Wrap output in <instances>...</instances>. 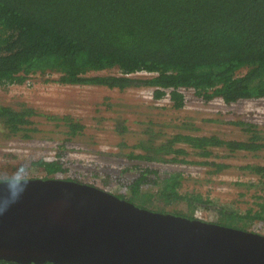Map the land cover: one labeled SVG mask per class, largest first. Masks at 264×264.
<instances>
[{
	"label": "trees",
	"instance_id": "obj_1",
	"mask_svg": "<svg viewBox=\"0 0 264 264\" xmlns=\"http://www.w3.org/2000/svg\"><path fill=\"white\" fill-rule=\"evenodd\" d=\"M107 70L117 71L101 74ZM138 72L148 75L132 76ZM31 76L120 91L145 86L152 88L154 101L167 95L175 109L184 106L188 90L204 102L264 98V0H0V86L22 84ZM33 114L26 105L0 104V131L6 136L24 132L29 137L27 133L36 130L31 127ZM63 120L68 136L85 128L69 116ZM234 123L244 126L247 140L187 133L192 124L186 121H161L158 127L150 119L146 139L138 140L124 156L146 164L134 162L124 164L120 172L93 174L101 175L104 185L117 184L121 190L115 195L137 206L148 209L156 204L159 212L168 213L161 203L183 202L188 211L173 214L195 218V209L208 201L198 191L181 193L182 172L151 163H193L215 175L228 168L216 161L223 155L217 151L264 149V136L253 124ZM169 124L180 129L171 132L166 129ZM70 140L64 138L59 147ZM63 156L58 152L56 159L34 161L43 174L34 178L67 172ZM240 168L249 177L232 184L244 188L240 195L248 194L253 204L240 213L237 207L220 205L216 223L246 229L260 222L264 228V165L246 163ZM64 179L80 182L77 172ZM0 264L20 263L0 259Z\"/></svg>",
	"mask_w": 264,
	"mask_h": 264
},
{
	"label": "rangeland",
	"instance_id": "obj_2",
	"mask_svg": "<svg viewBox=\"0 0 264 264\" xmlns=\"http://www.w3.org/2000/svg\"><path fill=\"white\" fill-rule=\"evenodd\" d=\"M116 71L107 70L101 74H113ZM147 75L146 72H138L132 76ZM46 78L47 76H31L22 84L0 86V104L15 108L26 105L31 108L34 111L31 127L36 129L27 133L29 137H25L24 132L6 136L0 131V179L43 175L36 169L34 161L53 160L57 158L58 152H63L62 160L68 161L65 162L68 171L55 173L54 178L64 179L77 172L80 182L93 184L116 194L121 190L117 184L104 185L101 175H94L93 172H120L124 164H146L144 161H130L124 156L138 140L146 139L144 132L149 127L147 121L150 119L158 127L161 121L173 124L186 121L192 124L190 129L185 130L187 133H214L226 140H247L249 135L243 131L244 126L234 123L242 120L253 124V128H257L264 136V98L244 99L231 104H225L219 98L204 102L188 90L184 92V106L175 109L167 95L154 101L152 88L145 86L120 91L97 85H63L52 80L46 81ZM65 116L84 124V130L73 137L68 136V127L63 120ZM121 126L125 129L122 130ZM166 129L176 132L180 128L169 124ZM66 137L71 140L61 149L59 146ZM217 152L223 155L216 161L225 163L228 168L215 175L206 173V166L193 163H151L161 169L182 172L185 180L180 187L181 193L198 191L208 201V205L195 209L194 217L215 223L219 219L220 205L226 204L231 209L237 207L240 213L253 204L248 194L240 195V192H245L244 188H237L232 184L238 179L246 180L249 177L240 167L246 163L264 165V149L257 152ZM171 157L169 155L166 158ZM188 158L195 160L193 156ZM127 175L133 177V173ZM160 206L170 214L188 211L183 202L161 203ZM157 207L154 204L148 209L159 211ZM259 223L246 229L264 233V228Z\"/></svg>",
	"mask_w": 264,
	"mask_h": 264
},
{
	"label": "water",
	"instance_id": "obj_3",
	"mask_svg": "<svg viewBox=\"0 0 264 264\" xmlns=\"http://www.w3.org/2000/svg\"><path fill=\"white\" fill-rule=\"evenodd\" d=\"M0 259L20 264H264V234L137 206L61 178L0 181Z\"/></svg>",
	"mask_w": 264,
	"mask_h": 264
},
{
	"label": "clouds",
	"instance_id": "obj_4",
	"mask_svg": "<svg viewBox=\"0 0 264 264\" xmlns=\"http://www.w3.org/2000/svg\"><path fill=\"white\" fill-rule=\"evenodd\" d=\"M240 151H245V150H238L237 152H240ZM195 218H197V217H195ZM198 219H200V218H198ZM257 233H259V232H257ZM261 234H264V233H261Z\"/></svg>",
	"mask_w": 264,
	"mask_h": 264
},
{
	"label": "built area",
	"instance_id": "obj_5",
	"mask_svg": "<svg viewBox=\"0 0 264 264\" xmlns=\"http://www.w3.org/2000/svg\"><path fill=\"white\" fill-rule=\"evenodd\" d=\"M55 158V157H54Z\"/></svg>",
	"mask_w": 264,
	"mask_h": 264
}]
</instances>
